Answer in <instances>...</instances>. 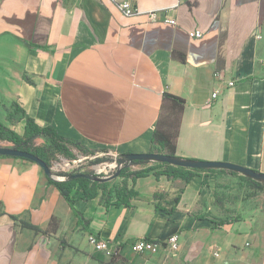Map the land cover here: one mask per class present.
<instances>
[{"label":"crops","instance_id":"0c3cea01","mask_svg":"<svg viewBox=\"0 0 264 264\" xmlns=\"http://www.w3.org/2000/svg\"><path fill=\"white\" fill-rule=\"evenodd\" d=\"M122 1L0 0V120L14 128L7 115L25 111L94 157L150 153L171 94L185 101L178 156L264 173V0H132L130 16ZM228 170L109 178L137 195L130 205L78 198L86 228L38 163L0 155V264H108L91 233L119 245L116 264H264V190L245 195L246 174ZM172 234L176 252L131 248Z\"/></svg>","mask_w":264,"mask_h":264},{"label":"trees","instance_id":"16d2710c","mask_svg":"<svg viewBox=\"0 0 264 264\" xmlns=\"http://www.w3.org/2000/svg\"><path fill=\"white\" fill-rule=\"evenodd\" d=\"M181 60L185 61V57L182 54L177 55ZM165 96L171 98L175 102V107L172 113L167 117L165 125L167 128L163 129L162 119L157 126V129L154 132L153 136V145L159 146V150H153V152L163 153L167 155L171 159L179 160H191V161H202L201 159L194 158H184L180 157L176 154V133H173L174 130H177L179 124V118L177 116L178 112L182 111L184 106V99L177 97L175 95L166 94ZM21 119L26 120L24 135L19 134L6 124L0 121V137L5 138L8 141L14 143L15 147L31 151L37 155H39L42 159H44L51 166V158H50V149L48 147H40L35 141L39 138H43L50 143V147H52L56 151L60 152H68V144H73L79 146V143L67 138L61 134H59L54 127L45 126L42 127L38 125L34 119L30 118L26 115L25 111L21 114ZM130 153H126L128 155ZM105 161H113V157H97L95 162L102 163ZM150 160H131L129 164L124 165L119 170V176L127 177V178H139L142 176L148 175L150 172H154L157 176L166 175L168 177H182L185 180H189L192 176H194L198 171H204L212 169H194L183 166L173 165L168 162H159L154 165L142 168V169H131L133 164L139 163H148ZM227 170V169H225ZM230 172H234L232 170H228ZM77 175V176H76ZM60 176H69L70 178L58 179L53 176H48L47 179L50 184L55 185L61 194L64 196L69 205L75 210V213L78 217V223L84 224L87 228L89 226L90 219H87L82 212H80L76 206L75 202L78 198L81 199H91L97 196V191L90 187V183L93 180V175L90 173H60ZM258 188L263 189L264 185L260 183H256ZM116 200L115 204L117 205H130L133 197L137 195V192L133 189L129 190L127 187H119L114 190ZM158 196V195H157ZM110 200L107 197L106 203ZM5 214L3 209L2 202H0V216ZM10 217L15 222H20L21 226L33 229L35 232H48V229L43 230L38 225L30 223L26 220L20 219L18 216L14 214H10ZM54 221V219H53ZM224 222V221H222ZM52 223V222H51ZM52 227V224H51ZM56 229V227H54ZM108 264H116V257L107 261Z\"/></svg>","mask_w":264,"mask_h":264},{"label":"rangeland","instance_id":"374dc122","mask_svg":"<svg viewBox=\"0 0 264 264\" xmlns=\"http://www.w3.org/2000/svg\"><path fill=\"white\" fill-rule=\"evenodd\" d=\"M19 119L20 117H18L17 120ZM7 120H10L12 126H14L12 129L21 135H24V129L22 126H20L21 124L19 121H13L9 114L7 115ZM35 143L40 147H48L50 149L52 175L55 178L62 179L64 176H60V173H90L93 175V180L90 183V187L97 191V196L100 195V199H102V201L106 202L107 197L111 199L115 196L114 190L117 189V186H111V184L108 183V179H106L107 177L114 175L115 172L109 171L108 173H105L103 171L99 173L102 169H105L102 167L103 164L107 165L112 161L97 163L95 162L97 157L89 155L85 149L73 144H68V152H60L50 147V143L43 138L37 139ZM0 146L14 147L15 145L13 142L0 137ZM213 170H216V168H213ZM243 177L246 180H242L240 183L245 190V195L252 194L253 191L250 190L251 188H255L256 190L261 189L256 186V183L264 185V181L261 179H256L249 175ZM261 190H264V188Z\"/></svg>","mask_w":264,"mask_h":264},{"label":"built area","instance_id":"2783aa9c","mask_svg":"<svg viewBox=\"0 0 264 264\" xmlns=\"http://www.w3.org/2000/svg\"><path fill=\"white\" fill-rule=\"evenodd\" d=\"M120 9L124 12V14L130 16L135 15L139 13V8L135 6L132 2V0H125L119 3ZM155 13H152V18H154ZM169 22L172 24H176V20L174 18H169ZM190 35L192 37H202L203 32L202 31H192L190 32ZM229 86H234L235 81L230 80ZM218 91H215L212 96L213 98L218 96ZM121 156L114 155L113 161L110 164H103L102 167L105 169H102L99 173L105 172L108 173L109 171L116 172L117 169L122 168L125 165V162H120L119 158ZM67 177H62V179H65ZM68 178H70L68 176ZM89 243L93 246L95 252L101 254L105 259L110 260L112 258H115L120 253V247L118 244L99 237L98 235L91 233L88 236ZM180 241H179V235L178 234H172L170 235L165 241L150 239L141 237L133 241L131 244V248L136 253H158L163 247L169 249L171 252H176L179 249Z\"/></svg>","mask_w":264,"mask_h":264},{"label":"water","instance_id":"95a60500","mask_svg":"<svg viewBox=\"0 0 264 264\" xmlns=\"http://www.w3.org/2000/svg\"><path fill=\"white\" fill-rule=\"evenodd\" d=\"M0 155L19 157V158H23V159L36 162L44 169L46 175L53 176L51 166L44 159H42L39 155L31 151L22 150L15 146L14 147L0 146ZM119 156H121L119 158V161L125 162V165L129 164L131 160H158L160 162H168L173 165L194 168V169L224 168V169L241 172L253 178L261 179L264 181V173H260L256 170H253V169H250V168L238 165V164L230 163V162L208 161V160L191 161V160H184V159L175 160V159L169 158L167 155L163 153H156V152L130 153L128 155L124 154V155H119ZM120 169L121 168L117 169L114 175L109 176L106 179L119 176Z\"/></svg>","mask_w":264,"mask_h":264},{"label":"flooded vegetation","instance_id":"af4514ba","mask_svg":"<svg viewBox=\"0 0 264 264\" xmlns=\"http://www.w3.org/2000/svg\"><path fill=\"white\" fill-rule=\"evenodd\" d=\"M67 178H68V176H67Z\"/></svg>","mask_w":264,"mask_h":264}]
</instances>
